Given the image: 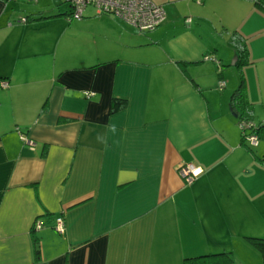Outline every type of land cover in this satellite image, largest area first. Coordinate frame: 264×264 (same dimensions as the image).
<instances>
[{"label": "crops", "instance_id": "obj_1", "mask_svg": "<svg viewBox=\"0 0 264 264\" xmlns=\"http://www.w3.org/2000/svg\"><path fill=\"white\" fill-rule=\"evenodd\" d=\"M150 1L164 18L141 32L91 5L0 0V264H263L246 237L264 238V138L241 142L229 98L242 81L264 123V10ZM181 163L202 172L185 184Z\"/></svg>", "mask_w": 264, "mask_h": 264}, {"label": "built area", "instance_id": "obj_2", "mask_svg": "<svg viewBox=\"0 0 264 264\" xmlns=\"http://www.w3.org/2000/svg\"><path fill=\"white\" fill-rule=\"evenodd\" d=\"M70 6V18L79 19L83 15L84 9L91 5L96 8L99 13L114 14L124 21L130 23L137 31L145 32L151 31L158 26L163 18L164 11L158 5H155L150 0H66ZM23 21V19H21ZM213 61H217L212 58ZM7 86L6 81H0V87L5 88ZM222 81L218 83V88H221ZM238 127L243 131L246 128L253 127L251 121L240 119L238 121ZM246 138L249 144H256L255 133H247ZM22 140L31 149L33 142L31 139H27L23 136ZM177 173L184 181L185 184L190 183L201 173V168L191 163H181L177 166ZM35 228H38V224L35 223ZM54 229L58 233H61L64 229V222L61 216H57L54 221Z\"/></svg>", "mask_w": 264, "mask_h": 264}, {"label": "trees", "instance_id": "obj_3", "mask_svg": "<svg viewBox=\"0 0 264 264\" xmlns=\"http://www.w3.org/2000/svg\"><path fill=\"white\" fill-rule=\"evenodd\" d=\"M253 1L257 6H259L264 10V0H253ZM70 12L71 9L67 14L68 18L70 16ZM20 19L25 20L24 17H21ZM236 47L238 49L237 64L241 65L244 62H246V48L244 46V43H238V45L236 44ZM0 81H4V80H0ZM124 104L125 101L123 99H112L110 101V112H113L116 109L123 107ZM229 107L236 114L237 122L240 119L250 121L249 119H247L248 117L245 116L250 111V104L245 99L244 93L242 91V81L239 82L238 86L231 92L229 98ZM239 131H240L241 142L245 143L246 146L250 149L255 148L260 142V140L264 138V123L253 125V127L249 129L246 128L243 131L239 128ZM247 133L248 134L255 133L256 136L255 145L249 144V141L246 138ZM246 240L260 254L262 263L264 264V238L246 237ZM230 262H231V256L229 252L200 254L193 257H187L182 260V264H229Z\"/></svg>", "mask_w": 264, "mask_h": 264}, {"label": "rangeland", "instance_id": "obj_4", "mask_svg": "<svg viewBox=\"0 0 264 264\" xmlns=\"http://www.w3.org/2000/svg\"><path fill=\"white\" fill-rule=\"evenodd\" d=\"M225 67H230V66H225ZM254 125V124H253ZM252 251H255V250H252ZM256 255H259L260 256V254L258 253V252H254Z\"/></svg>", "mask_w": 264, "mask_h": 264}]
</instances>
